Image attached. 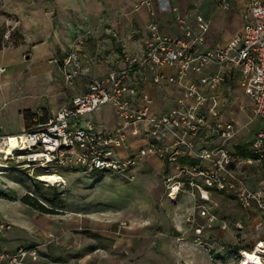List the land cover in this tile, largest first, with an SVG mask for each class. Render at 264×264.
I'll use <instances>...</instances> for the list:
<instances>
[{"label": "built area", "instance_id": "1", "mask_svg": "<svg viewBox=\"0 0 264 264\" xmlns=\"http://www.w3.org/2000/svg\"><path fill=\"white\" fill-rule=\"evenodd\" d=\"M241 1L242 31L225 45L198 50L209 28L199 14L195 16L196 34L180 16L176 17L180 36L161 34L153 21L143 42L142 57L124 56L123 67L92 79L85 92L73 96L69 106L59 107L44 123L16 134L2 132L0 124V149L12 147L7 157H0V166L10 168L14 162L30 174L42 168L44 174H56L60 179L56 165L124 173L145 155L154 154L165 163L163 184L167 197L176 200L181 191L190 192L195 209L206 217V227L217 221L212 211L217 203L211 191L234 196L245 209L255 205L264 215V191L249 188L242 177L244 166L264 161V0ZM213 2L223 10L230 7V0ZM74 58L67 55L62 60L66 81L76 72ZM162 67H174L175 72H159ZM208 67H218L219 71L207 72ZM5 70L0 65V74ZM148 72L153 84L179 88L172 106L153 109V97L141 88V79L145 80ZM234 73L252 100V112L260 119L247 154L225 148L237 130L231 121L220 119L221 105L214 92ZM105 104H111L119 118L114 129L87 121L81 127L86 114ZM211 133L221 142H212ZM139 139H145L146 144L140 145ZM73 145L77 153L65 151ZM116 150H122L120 158ZM176 161L180 166L175 165ZM220 227L226 225L221 222ZM194 230L200 234L202 227ZM260 243V253L264 254V241L257 245ZM33 247L0 250V264H27L34 259L52 264Z\"/></svg>", "mask_w": 264, "mask_h": 264}, {"label": "rangeland", "instance_id": "2", "mask_svg": "<svg viewBox=\"0 0 264 264\" xmlns=\"http://www.w3.org/2000/svg\"><path fill=\"white\" fill-rule=\"evenodd\" d=\"M191 3V16L205 15L206 20L203 19L208 25L220 27L219 36L231 39L242 31L238 17L217 9L216 4L213 7L204 0L197 3L192 0ZM214 33L210 29V34ZM208 49L212 48L206 44L198 48L201 52ZM60 63L62 68V61ZM234 85L232 96L242 108L237 109L238 104L232 103L221 108L220 114L223 121H231L234 128L240 130L241 126L248 127L254 113L252 100L240 86V78ZM25 112L32 111H24L23 116ZM40 113L48 117L46 111ZM3 119L9 132L21 131L18 119L8 113ZM85 119L80 123L81 127H85L87 121L114 129L119 121L111 104L86 114ZM37 125L29 123L24 129ZM242 134L228 140L225 148L234 151V144L243 139ZM211 136L212 141L221 142L216 134L211 133ZM248 138L246 133L245 140ZM145 141L138 140L140 145H145ZM65 151L77 153L78 148L73 145ZM116 153L119 158L123 154L122 150H116ZM11 163L10 168L0 170L6 172L0 174V221L4 224L0 228V250H15L19 245L46 237L50 238L48 244L42 242L35 247L44 251L48 245L46 258L52 264L57 260L74 264L70 263L71 258L89 251L123 255L130 264H241L243 252L253 251L259 241H264V215L258 210L248 211L234 202L225 204L222 193L211 191L210 195L217 203L212 211L219 222L226 225L224 229L220 224L206 227V217L195 209L190 192L181 191L176 200L169 199L163 184L165 163L154 154L145 155L124 173L88 172L56 165V173L62 179L49 186L36 175L42 173L38 169L30 174L27 169ZM175 165L180 166L177 161ZM23 196L37 200L51 213H41L23 203ZM207 205L210 206L208 203L206 208ZM42 217L55 220L56 225L42 229L38 225L46 224L41 221ZM196 227H202L200 234L195 233ZM259 256L264 264V254L259 252Z\"/></svg>", "mask_w": 264, "mask_h": 264}, {"label": "crops", "instance_id": "3", "mask_svg": "<svg viewBox=\"0 0 264 264\" xmlns=\"http://www.w3.org/2000/svg\"><path fill=\"white\" fill-rule=\"evenodd\" d=\"M195 1L197 3L203 0ZM204 1L215 6L213 0ZM191 2L192 0H0V28L3 27L5 31L17 30L21 36L18 44L0 48V65L6 69L0 74L1 129L8 134L20 132L7 130L3 121L7 113L19 120L21 131L25 128L24 111H46L48 119L59 107L69 106L73 96L85 92L92 79L123 67L124 56L142 57L143 42L149 33V24L153 21L161 34L180 36L176 21V17L180 16L195 34L198 33L195 17L190 13ZM243 8L241 0H230V7L225 11L229 12L228 15L234 14L242 23ZM203 16L206 20V16ZM215 26L209 24L200 46L206 44L209 48H215L230 40L219 36L221 29ZM210 29L215 32L214 35L210 34ZM67 55H74L77 65L70 82L65 81L60 65ZM158 71L172 74L175 68L162 67ZM218 71V67H208L207 72ZM150 76L148 72L146 79H141V88L153 97V109L172 106L173 95L178 93L179 88L167 83L157 86L152 83ZM195 77L192 75V78ZM237 78L239 79L236 73L227 76L226 81L214 90L223 109L239 102L232 96ZM241 108L238 104L237 109ZM221 115L222 113L219 115L220 119ZM252 119L248 127L241 126L242 129L237 130L233 136L235 139L244 131L243 139L234 144V151L247 149L253 139L260 126V119L255 115ZM246 133L249 134L248 140H245ZM263 175L264 161L246 165L242 169L243 180L252 189L264 191ZM222 202L239 204L232 195H224ZM247 210H258L261 213L255 205ZM41 221L46 223L38 224L44 230L56 225V221L51 218L46 220L42 217ZM219 224L217 219L215 226ZM45 238L17 247L36 246L45 242ZM39 253L47 257L48 245L46 250ZM98 253L89 251L83 256L71 258L70 263L130 264L123 255ZM60 261L53 263L68 264ZM27 264L45 262L43 259L36 262L29 260Z\"/></svg>", "mask_w": 264, "mask_h": 264}, {"label": "trees", "instance_id": "4", "mask_svg": "<svg viewBox=\"0 0 264 264\" xmlns=\"http://www.w3.org/2000/svg\"><path fill=\"white\" fill-rule=\"evenodd\" d=\"M20 37L21 36L19 35L17 30L5 31V29L3 27H1L0 28V48L10 47V46H14V45L18 44L20 42ZM23 117H24L25 125H27L29 123H30V125L41 124V123H44L45 120L47 119V115H45V113L38 114V113H34V112H25ZM236 152H238L240 154H247V149L238 150ZM190 162L193 163L192 161H190ZM37 169H38V171H40L42 173H37L36 175H41V174L45 173L42 168H37ZM72 169H78V168H72ZM94 171L100 172V171H107V170L94 169V170H90L88 172H94ZM114 172L123 173V172H119V171H114ZM21 201L23 203L31 206L32 208H34L35 210H37L41 213H51V210H49V208H45L41 203H39L37 200H33L29 196H23L21 198ZM25 247H28V246H25ZM249 250H252V248H250Z\"/></svg>", "mask_w": 264, "mask_h": 264}, {"label": "bare ground", "instance_id": "5", "mask_svg": "<svg viewBox=\"0 0 264 264\" xmlns=\"http://www.w3.org/2000/svg\"><path fill=\"white\" fill-rule=\"evenodd\" d=\"M10 152H12V147H9L7 150L0 149V157L2 156L7 157L10 154ZM1 168L2 167L0 166V169ZM0 174H6V172L0 171ZM38 178L41 181L46 182L47 183L46 185L48 186L49 184L55 183L59 180V177L56 174H41L38 176ZM262 246H263V243H260L256 246V248L253 251L247 252L245 250V252H243L242 254V260L240 261L241 264H262L260 261L261 260L260 256H259V252L261 251Z\"/></svg>", "mask_w": 264, "mask_h": 264}]
</instances>
